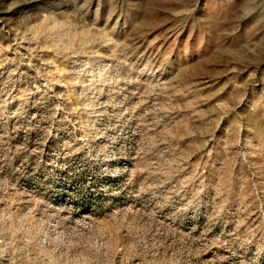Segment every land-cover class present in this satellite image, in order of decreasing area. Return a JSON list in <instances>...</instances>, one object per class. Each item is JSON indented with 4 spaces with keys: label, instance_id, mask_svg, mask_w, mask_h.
Wrapping results in <instances>:
<instances>
[{
    "label": "rangeland",
    "instance_id": "obj_1",
    "mask_svg": "<svg viewBox=\"0 0 264 264\" xmlns=\"http://www.w3.org/2000/svg\"><path fill=\"white\" fill-rule=\"evenodd\" d=\"M0 264H264V0H0Z\"/></svg>",
    "mask_w": 264,
    "mask_h": 264
}]
</instances>
